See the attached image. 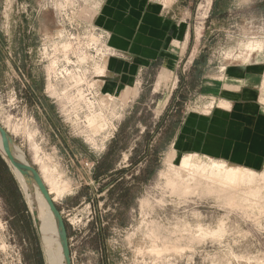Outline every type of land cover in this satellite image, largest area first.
Instances as JSON below:
<instances>
[{"label":"rangeland","instance_id":"rangeland-1","mask_svg":"<svg viewBox=\"0 0 264 264\" xmlns=\"http://www.w3.org/2000/svg\"><path fill=\"white\" fill-rule=\"evenodd\" d=\"M108 1L0 0V122L56 197L73 264H264V154L198 151L229 180L183 166L193 152L175 145L217 111L244 119L228 94L244 86L264 111V0H145L183 29L148 63L114 41ZM46 256L0 151V264Z\"/></svg>","mask_w":264,"mask_h":264},{"label":"crops","instance_id":"crops-1","mask_svg":"<svg viewBox=\"0 0 264 264\" xmlns=\"http://www.w3.org/2000/svg\"><path fill=\"white\" fill-rule=\"evenodd\" d=\"M105 15L104 20L115 32L114 41L128 56H135L138 63L158 59L162 55L165 42L179 40L183 34L181 26L175 25L171 19L164 18L161 13L147 5L145 0H109ZM170 48H166L167 51L164 52V65L169 64ZM125 63L128 64L127 61ZM234 68L228 77L243 80L249 75L240 68ZM244 87V90L240 89L242 95L236 93L237 91L228 93L244 97V109L241 111L244 119H237L238 114L227 117L223 115L224 112L217 111L208 124V133L196 132L191 136H182L175 144L178 151H202L206 155L224 157L239 165L258 163L264 154V132L259 130L257 118L264 114V111L255 110L252 104L254 92L248 86ZM197 125L203 128L205 122L199 121ZM242 132H245L246 138L242 139ZM238 146H241L243 153L240 159L234 156V149Z\"/></svg>","mask_w":264,"mask_h":264},{"label":"bare ground","instance_id":"bare-ground-1","mask_svg":"<svg viewBox=\"0 0 264 264\" xmlns=\"http://www.w3.org/2000/svg\"><path fill=\"white\" fill-rule=\"evenodd\" d=\"M228 81H230V80H228ZM232 82H233V80H232ZM0 151L3 154L4 158L8 161L9 165L11 166V168H12V170L16 176V178L20 182L21 188L25 194V198H26V202L28 204V207H29L31 213L33 214L34 221L36 219L38 221V224H37V222H36V224L38 227V232L40 233V236L42 239L43 247L46 251V255H47L46 256L47 257L46 263L47 264H64L62 250H61V246H60V243L58 240V234H57V229H56V225H55V220H54V217H53V215L49 209V206H48L46 200L44 199L42 194L39 192L38 187L35 184H29L25 180V178L20 174V172L16 168H14V166L8 160V158L6 157V155L3 151V145H2L1 138H0ZM15 152H16L17 156H19L22 159L27 157L25 152L18 146H15ZM214 160H211V162L209 161L210 163L205 164L199 158V154L193 152L192 154H190L189 157H187L183 160L182 164L185 167L193 166L197 170H204V169L208 170V168H210L213 171V173L220 174V175L221 174L224 175V173L226 172L227 174L226 173L225 174L228 175L227 177L229 180H231L230 178H232V180L235 179L234 178L235 177L234 172L236 170H233L234 168L223 167L221 164L216 163V161L214 162ZM190 171H192V170H190ZM222 177L224 178L225 176H222ZM50 194L52 195L51 191H50ZM55 198H53V199L55 200Z\"/></svg>","mask_w":264,"mask_h":264},{"label":"water","instance_id":"water-1","mask_svg":"<svg viewBox=\"0 0 264 264\" xmlns=\"http://www.w3.org/2000/svg\"><path fill=\"white\" fill-rule=\"evenodd\" d=\"M0 138L3 145V151L11 162V164L16 168L20 174L25 178L29 184H35L39 192L42 194L46 200L49 209L54 217L55 225L58 234V240L61 246L64 264H73L69 232L66 221L55 203L52 195L50 194L49 188L45 183L41 172L28 160V158H20L15 152V142L9 131L0 122ZM38 221L35 220V223ZM36 224V226H37ZM38 228V227H37Z\"/></svg>","mask_w":264,"mask_h":264}]
</instances>
